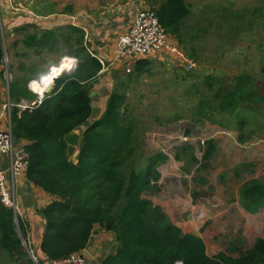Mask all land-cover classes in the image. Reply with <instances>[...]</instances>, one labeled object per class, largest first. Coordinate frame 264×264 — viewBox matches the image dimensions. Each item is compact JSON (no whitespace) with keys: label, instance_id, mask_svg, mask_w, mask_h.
Instances as JSON below:
<instances>
[{"label":"trees","instance_id":"obj_1","mask_svg":"<svg viewBox=\"0 0 264 264\" xmlns=\"http://www.w3.org/2000/svg\"><path fill=\"white\" fill-rule=\"evenodd\" d=\"M153 9L165 31L184 43L191 16L187 1L165 0ZM57 31L45 30L41 36L31 37L29 46L38 53L39 49L52 53L64 41L70 48L64 57L74 58L75 68L60 72L54 79V89L45 94L41 103L39 94L31 91L28 83L49 75V70L32 65L35 75L10 85V90L15 89L16 93L11 112L13 135L18 142H25L29 153L26 178L35 187L57 197L38 212L45 220L40 249L47 260L56 262L83 252L95 226L100 225L114 233L118 243L116 254L105 258L102 264H264V238L256 239L246 251H242V242L236 257L225 252L210 256L200 236L184 232L161 206L145 198L146 193L158 190L159 167L167 157L155 155L135 168L136 127L122 115L127 97L121 90L128 87L127 82L122 81V88L111 93L100 118L92 120L96 110L89 94L104 65L86 44L84 29L67 25ZM4 60L0 39V68ZM67 63L75 61H65L63 65ZM150 64L148 59L138 60L134 65L135 76L144 73ZM52 81L53 78L47 81L49 87ZM206 85L207 91L196 87L194 93L188 92L198 97L194 115L214 122L220 116L235 115L238 131L248 130L250 118L244 105L264 102L256 82L244 74L236 79L232 89L213 77H208ZM23 101L30 108H19ZM83 126L87 128L82 136H76L74 132ZM239 140L246 139L241 136ZM77 141L79 154L76 162H72L68 148ZM215 150L214 142H208L204 161L212 159ZM177 156L199 163L190 146L179 148ZM239 196L244 209L258 208L264 203V182L243 183ZM24 242L29 245V225L20 222L18 226L13 210L0 200V253L6 256L8 264H37ZM38 264L44 263L38 258Z\"/></svg>","mask_w":264,"mask_h":264},{"label":"rangeland","instance_id":"obj_2","mask_svg":"<svg viewBox=\"0 0 264 264\" xmlns=\"http://www.w3.org/2000/svg\"><path fill=\"white\" fill-rule=\"evenodd\" d=\"M163 1L146 0L147 7L155 8ZM186 1L191 9L188 32L184 43L173 42L195 68L189 70L182 59L163 55L148 58L151 64L147 72L136 77L134 64L128 72L123 62H116L114 67L106 63L92 89L103 93L92 98L96 110L92 120L100 118L111 93L122 88V81L127 82L128 87L121 90L127 97L122 115L136 127L138 149L134 159L136 167L133 166L138 169L158 154L167 157L159 167L158 190L146 193L145 198L161 206L184 232L200 236L211 256L225 252L236 257L242 242V251H246L256 239L264 237V203L249 211L241 206L239 196L243 183L264 182V102L244 105L250 124L248 130L241 132L235 115L220 116L216 122L197 118L194 106L198 97L188 92L193 90L194 93L196 87L207 91L208 77L232 89L236 79L245 74L256 82L264 96V0ZM126 3L127 0H13L17 13L33 23L26 32H15L13 37L1 6L0 39L3 41L5 37L9 48L19 43L0 68L1 129H6L9 108L12 112L16 102L11 83L24 82L27 76L35 75L32 65L51 72L55 64L61 67L65 61L73 60L76 64L74 58L64 57L70 52L64 41L52 53L46 49H39L38 53L37 49H31L28 39L41 36L45 30L58 32L59 28L76 23L83 11L100 15L108 9L117 11ZM89 49L94 52L90 46ZM60 67L57 74L72 65ZM52 78L34 82L33 89L45 92L49 89L47 81ZM23 103L29 106L28 102ZM86 128L76 130L75 135L82 136ZM241 136L245 142L239 140ZM208 142H214L216 150L212 159L204 161ZM78 143L68 148L72 162L79 154ZM183 146L193 148L199 163L186 156L178 158L177 150ZM201 164L207 167L202 169ZM28 249L38 260L30 243ZM4 256L0 253V264H8Z\"/></svg>","mask_w":264,"mask_h":264},{"label":"crops","instance_id":"obj_3","mask_svg":"<svg viewBox=\"0 0 264 264\" xmlns=\"http://www.w3.org/2000/svg\"><path fill=\"white\" fill-rule=\"evenodd\" d=\"M1 6L3 8L2 11L4 16L6 17V25L11 37L15 36V32L21 34L26 32L27 28L33 26V23L30 22L27 17H22L17 13V9H14L13 7V0H2L0 8ZM145 7H147L146 0H127V3L118 8L117 11L116 9H108V14L106 12H102L100 15H95L94 13L86 10L77 17L75 20L76 23L72 25L84 29L86 33L87 45L90 46L105 66L107 63L108 67H114L113 64L117 65L115 62V45L117 37L127 31L135 13ZM5 41V46L3 45V48L4 55L7 57V60H4V63L8 61V58H10V52L14 51L19 46V43L15 42L10 45L9 48L7 47V42ZM67 64L73 65V68L76 66L74 63ZM73 68H69V70ZM31 82L34 83L38 81L33 80ZM1 122L3 121L0 118V123ZM2 127L3 125L1 124L0 129ZM56 200L57 197L49 195L40 188L35 187L27 180L26 177L21 180L19 185V201L22 206L23 213L29 222V243L34 250L33 252H35L36 256L42 260L44 264H48L50 261L47 260L46 256L40 249L42 236L44 234L45 220L38 212ZM252 246L250 248H252ZM117 250L118 243L114 233L106 231L100 225H96L90 242L82 253L86 257V264H102L105 258L116 254Z\"/></svg>","mask_w":264,"mask_h":264},{"label":"built area","instance_id":"obj_4","mask_svg":"<svg viewBox=\"0 0 264 264\" xmlns=\"http://www.w3.org/2000/svg\"><path fill=\"white\" fill-rule=\"evenodd\" d=\"M1 2L2 0H0V4ZM173 40L174 39L161 26L156 11L153 8L145 7L135 13L127 31L117 37L115 45V62L125 63L127 71L130 72L131 66L133 64L135 65L138 60L170 55L171 57H178L186 62L189 70L194 69L195 64L185 59L183 53ZM3 45L5 46L4 40ZM102 64L104 65L103 62ZM32 83L33 82L29 84L31 90H33ZM39 95V103H41L44 98V93ZM18 107L21 109L30 108V106L24 105L23 102L19 104ZM8 116L9 123L6 129H0V200L6 207L13 210L19 226L20 222H26L25 215L21 209L18 192L21 180L25 178L27 174L29 153L25 142H18L14 138L10 108ZM34 261L38 264L37 258L34 257ZM86 263L85 255L80 252L74 253L66 259L49 262L48 264ZM176 264L183 263L177 262Z\"/></svg>","mask_w":264,"mask_h":264},{"label":"water","instance_id":"obj_5","mask_svg":"<svg viewBox=\"0 0 264 264\" xmlns=\"http://www.w3.org/2000/svg\"><path fill=\"white\" fill-rule=\"evenodd\" d=\"M6 58H7V57H5V60H6ZM69 71H70V70H69ZM54 87H55V80H53V82L51 83L50 88H49L48 90H46V93H50V92H52V90L54 89ZM97 94H98L97 91H92V92H90L89 97L92 99V98H93L94 96H96ZM98 95H103V93L98 94ZM92 107H93V109H95V105H94V103H92ZM24 243H25V246L27 247V250H28L29 255L34 259L33 254H32V253L30 252V250L28 249V246H27L26 242H24Z\"/></svg>","mask_w":264,"mask_h":264},{"label":"bare ground","instance_id":"obj_6","mask_svg":"<svg viewBox=\"0 0 264 264\" xmlns=\"http://www.w3.org/2000/svg\"><path fill=\"white\" fill-rule=\"evenodd\" d=\"M72 68H73V65H72ZM56 68L53 70V72L51 73V74H49V75H47V76H44V77H42V80H41V82H43V80L44 79H46L48 76L50 77V76H52L53 77V80L55 79V78H57L61 73L60 72H58V74L56 73ZM63 71H66L67 72V70H63ZM38 82H40V81H38ZM53 82V81H52ZM50 86H51V84H50ZM33 88V87H32ZM50 88V87H49ZM34 90V89H33ZM36 93H38V94H43V93H45V92H43V91H36V90H34Z\"/></svg>","mask_w":264,"mask_h":264}]
</instances>
